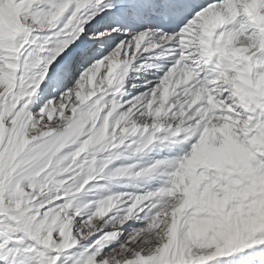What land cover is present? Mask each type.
Returning a JSON list of instances; mask_svg holds the SVG:
<instances>
[{"label": "snow or ice", "instance_id": "6c2138e0", "mask_svg": "<svg viewBox=\"0 0 264 264\" xmlns=\"http://www.w3.org/2000/svg\"><path fill=\"white\" fill-rule=\"evenodd\" d=\"M0 264H264V0H0Z\"/></svg>", "mask_w": 264, "mask_h": 264}]
</instances>
